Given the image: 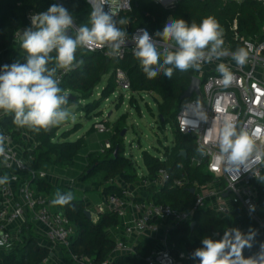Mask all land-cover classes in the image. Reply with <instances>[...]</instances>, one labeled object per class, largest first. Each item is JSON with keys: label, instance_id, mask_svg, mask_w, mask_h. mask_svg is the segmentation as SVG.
Here are the masks:
<instances>
[{"label": "trees", "instance_id": "trees-1", "mask_svg": "<svg viewBox=\"0 0 264 264\" xmlns=\"http://www.w3.org/2000/svg\"><path fill=\"white\" fill-rule=\"evenodd\" d=\"M59 2L73 14L77 26L89 24L91 9L86 0H59ZM53 3L56 1L0 0V67L16 61H25L26 53L21 47V40L15 44L14 37L30 26L28 13L31 10L36 13L43 12ZM209 16L218 21L227 36L230 35L229 28L234 20H237L239 36L244 38L259 34L264 25V8L254 0H245L241 4L223 3L219 0H178L171 7H163L156 0H132L131 10L121 13L117 20L121 18L128 20L127 25L118 26L126 30L129 35L136 27H143L152 33L162 31L169 17L184 19L189 24L192 22L199 24ZM73 35H75L74 32ZM76 55L78 60L83 59V65L65 74L60 83L64 92L71 94V97H68L67 107L81 104L80 101L86 102L92 96L93 90L102 77L108 76L101 90V96L97 100L86 102L81 110L89 112L99 107L100 103L107 99L116 87L114 70L117 68L126 72L133 95L146 92L153 93L160 98L157 111L162 124L172 119L174 111L181 103L192 98H182L193 75L191 69L186 72L174 71L171 78L160 73L154 79H149L132 55H126L124 59L119 60L115 57H106L102 51L90 52L86 49H78ZM133 95L129 98L131 103H135ZM121 121H125V115L115 122L108 149L87 154V166L84 171L87 172L86 176L102 175L103 183L101 184H104V187L101 193L104 197L121 191L116 181L129 182L137 178L132 161L123 156V138L120 137V133L124 129V124ZM0 125L12 132L13 139L21 141V128L13 123L12 115H5ZM57 130V126L48 131L41 130L39 133L28 130L37 142L33 151V164L36 169L47 170L50 166L71 167L84 148V137L74 141L67 139L75 131L72 133L63 131L61 133L63 141H55ZM90 130H94L92 126ZM181 151L186 152L185 158L180 156ZM191 156H199L193 139L182 135L175 127L172 146L165 147L162 158L142 152L141 158L148 173L146 177H142L143 179L152 180L160 168L166 170L169 176L167 185L148 196L146 201L165 204L179 211L192 209L195 195L190 192L191 186L178 189L168 188V184L173 179L182 176H186L191 183L203 184L210 180L211 176L206 173L203 166L191 167L189 165ZM108 181L110 183L107 184ZM38 182L40 190L46 191L47 185H50L42 180ZM256 185L258 204L264 206V176L257 181ZM61 193L67 192L62 191ZM142 200L136 199L135 201L142 202ZM83 203L80 200H72L64 205L66 208L64 213L74 229L68 249H62L64 259L66 264H69L70 254L89 256L94 259L95 264H101L115 248L116 240L109 232L110 230L116 231L120 220L115 213L106 211L99 215L97 221L93 222L85 216ZM193 221L195 222L193 228H190L189 224H177L169 229L167 243L173 255L177 256L179 252H186L191 257L195 249L201 247L203 237L219 239L226 229L231 228H238L242 233H247L250 228L256 232L252 247H246L243 250L245 257L256 253L260 244L264 243V236L258 232V225L238 207L234 208L232 215H222L210 209H199L195 211ZM27 233L28 235L24 234L22 244L17 246L13 253L8 255L0 253V264H43L47 249L36 244L32 231L29 230ZM151 242V240L141 242L135 248L139 258L133 254H121L113 260V264H144L141 258L152 251ZM193 262L198 264L197 260L193 259Z\"/></svg>", "mask_w": 264, "mask_h": 264}, {"label": "built area", "instance_id": "built-area-1", "mask_svg": "<svg viewBox=\"0 0 264 264\" xmlns=\"http://www.w3.org/2000/svg\"><path fill=\"white\" fill-rule=\"evenodd\" d=\"M59 3V0H55ZM223 3L233 2L241 4L245 0H219ZM264 8V0H254ZM91 11L94 5L99 6L100 0H86ZM132 0H130V5ZM105 10L109 8L116 13V19L121 13L131 10L128 0H108L103 5ZM28 13V19L34 14ZM168 20V19H167ZM166 20V21H167ZM31 22V21H30ZM164 27V26H163ZM138 29L134 28L128 35V44L120 50V55L115 58L122 60L126 55H133L132 35ZM147 30V29H146ZM148 31V30H147ZM75 29H72V33ZM150 35L152 33L148 31ZM223 48L229 53L220 60L204 63L200 71L193 70L194 77L199 79L200 96L193 95L191 99L181 103L172 115L174 127L182 135L193 139L194 145L203 146L206 154L189 157L191 167L203 166L211 178L203 184L190 182L186 176L175 178L168 184V188L178 189L191 186L194 189L195 201L192 209L179 211L165 204L154 201H135V195L119 181L121 191L105 196L97 206V214L106 211L115 213L119 220L118 229L121 238L115 241V248L111 255L101 264H113V260L121 254H135L136 242L146 233L156 234L161 232L159 246L141 258L144 264H181V261H190L191 257L186 252L173 255L168 247L167 233L177 224H189L193 222L195 211L210 209L222 215L234 213V208L243 210L257 225L258 232L264 236V206L258 204L257 181L264 176V25L260 33L249 38L238 34L237 20H234L229 28L227 36L223 30ZM21 33L15 35L16 44ZM250 48L249 57L243 66H238L231 58V53L239 47ZM87 50V49H86ZM89 51V50H87ZM102 51L106 57L108 49L97 48L90 52ZM224 63L234 75L233 82L225 87L220 73L216 70L218 64ZM69 71H58L62 77ZM114 80L123 90L129 91L130 82L125 71L120 68L114 70ZM133 95V94H132ZM0 112V124L4 119ZM206 117V118H205ZM225 120L234 121L238 130L243 128L253 137L255 149L249 158L247 170L241 167L226 170V165L219 155L216 147L220 127ZM95 132L111 135L113 127L100 120L92 125ZM21 141L12 137V132L0 125V135L5 139V151L9 157L7 165L0 157V177L7 175L9 182L0 185V253L11 254L22 244L24 234L32 231L35 242L47 249V256L43 264H66L62 249L69 246V240L74 232L66 214L58 209V205H52L45 193H42L39 185L34 183L39 180L51 184L57 183L58 178L48 174L47 170H38L34 166L33 151L37 142L27 128H21ZM110 147L109 140L103 142V150ZM255 172V176L253 173ZM169 179L166 170L160 168L150 184L160 191L167 185ZM226 194V196H224ZM249 205H254L255 210L250 212ZM98 219V218H97ZM71 256L69 264H95L89 256Z\"/></svg>", "mask_w": 264, "mask_h": 264}, {"label": "clouds", "instance_id": "clouds-1", "mask_svg": "<svg viewBox=\"0 0 264 264\" xmlns=\"http://www.w3.org/2000/svg\"><path fill=\"white\" fill-rule=\"evenodd\" d=\"M100 0L89 15V24L77 26L73 14L62 4L53 3L46 11L34 13L30 26L21 32V47L26 53L24 62H13L0 67V112L12 115L13 123L39 133L48 131L72 116L69 111L68 95L60 87L58 71H72L83 65L77 59L78 49L89 51L107 48L110 57L120 55L127 45L128 32L118 25H127L126 18L116 19V13ZM128 7L131 8L130 0ZM75 29V35L72 33ZM223 29L214 17L204 18L199 24L184 19L169 17L162 31L154 36L146 29H138L132 35L133 55L149 79L163 73L171 78L174 71H200L204 63L220 60L229 53L223 48ZM250 48L239 47L231 53L232 60L243 66L249 57ZM53 53L55 55H53ZM225 87L234 75L227 65L220 63L216 69ZM206 118V117H205ZM256 133L237 128L234 121L225 120L215 140L219 155L226 170L241 167L247 170L249 158L253 155ZM5 137L0 135V157L7 165L9 157L5 151ZM197 153L205 155L203 146ZM255 176V172L253 173ZM9 182L7 175L0 177V185ZM74 199L72 192L57 191L52 205H67ZM250 212L255 210L249 205ZM256 236L253 229L242 233L238 228L226 229L219 239L203 237L201 247L195 249L191 258L198 264H264V243L259 250L247 257L243 250L252 247ZM2 243V242H0Z\"/></svg>", "mask_w": 264, "mask_h": 264}, {"label": "rangeland", "instance_id": "rangeland-1", "mask_svg": "<svg viewBox=\"0 0 264 264\" xmlns=\"http://www.w3.org/2000/svg\"><path fill=\"white\" fill-rule=\"evenodd\" d=\"M107 78L108 76L102 77L93 90L92 96L86 102H92L101 96V90L106 84ZM131 96L132 94L129 91L116 85L113 93L94 110L89 112L81 110L86 103L83 101H80L81 104L68 106L73 115L65 122L57 125L58 130L55 133V141H63L61 138L63 131L71 133L75 131L67 139L74 141L84 137L85 146L76 157L73 166L68 168L48 167L47 173L59 180L57 183L53 181L50 185H47L48 189L46 191L41 190L49 200L52 201L57 191H70L73 193L74 201L84 202L85 210L87 204L90 205L91 220L93 222L97 221L99 215L97 214V206L102 202L103 195L97 191L83 190L96 184H98L99 189L104 187V184H101L103 183L102 175L86 176L87 172L84 171L87 166V154L103 151V142L110 138L109 134H100L90 130L93 123L97 121L106 120V123L114 129L115 122L122 115H125V121H121L125 129L124 136L121 137L123 138V156L132 161L138 176L146 172L141 158L142 152H148L153 156H161L165 147L171 145L174 123L172 119L163 124L160 122L157 111V103L160 102V98L153 93H135L133 95L135 103H131L129 102ZM106 183L108 184L110 181ZM37 184L39 185V182L34 183L33 186L36 187ZM58 209L63 212L66 210L64 205H58ZM116 238L120 239L118 235Z\"/></svg>", "mask_w": 264, "mask_h": 264}, {"label": "crops", "instance_id": "crops-1", "mask_svg": "<svg viewBox=\"0 0 264 264\" xmlns=\"http://www.w3.org/2000/svg\"><path fill=\"white\" fill-rule=\"evenodd\" d=\"M156 2L157 3H159L160 5H162L163 7H171V6H173L176 2H177V0H156ZM33 11V10H32ZM33 12H35V11H33ZM36 13V12H35ZM108 79V78H107ZM105 86V85H104ZM20 138H21V134H20ZM172 146V140H171V145L170 146H167V147H171ZM159 158H162V154H161V156H158ZM148 175V173H147V170H146V172L144 173V174H142V175H140V176H138L137 175V178L136 179H134V180H132V181H129V182H123L122 180H118L119 181V183H121V185L123 186V187H126L129 191H131L136 197H135V200L136 199H143L142 201H146L147 200V197L148 196H151V195H153L154 194V192L155 191H158V188L157 187H155V186H153V185H151L150 184V182H149V180L148 179H143L142 177H146ZM118 181H116V183L118 182ZM117 186H119L118 184H117ZM83 190H87V191H97L98 193H100L101 195H102V189H99L98 188V186H93V187H86L85 189H83ZM84 192V191H83ZM102 198H104V196H102ZM103 200V199H102ZM86 210L87 211H89L90 212V214H91V219H92V213H91V211H90V205L89 204H87V206H86ZM98 217H99V215H98ZM97 217V218H98ZM97 220V219H96ZM111 235H113V237L115 238V240H117L118 238H116L117 237V235H118V237H120L121 238V231H120V229H118V227H117V229H116V231H111L110 230V232H109ZM160 235H161V232H159V233H156V234H149V233H146L145 235H143V237L142 238H140L136 243V245H135V247H134V250H135V248L141 243V242H144V241H148V240H151L152 242V250L153 249H156L158 246H159V237H160ZM135 254L136 255H138L137 253H136V250H135ZM181 264H194V262H193V259L191 258V260L188 262V261H181L180 262Z\"/></svg>", "mask_w": 264, "mask_h": 264}, {"label": "water", "instance_id": "water-1", "mask_svg": "<svg viewBox=\"0 0 264 264\" xmlns=\"http://www.w3.org/2000/svg\"><path fill=\"white\" fill-rule=\"evenodd\" d=\"M67 95H68V97H71V94H67ZM193 95L200 96L199 79L194 77V76L191 77L190 84H189L188 88L186 89V91L184 92V94L182 95V98H189V97H192ZM124 133H125V129H123L121 131L120 137H123ZM179 154H180V156H182L184 158L186 157L185 151H181ZM190 192L193 193L194 189H190ZM224 196H226V194ZM84 214L88 219H91V214L89 211L85 210ZM194 225H195V222L193 221L192 223H190L189 226H190V228H193Z\"/></svg>", "mask_w": 264, "mask_h": 264}]
</instances>
